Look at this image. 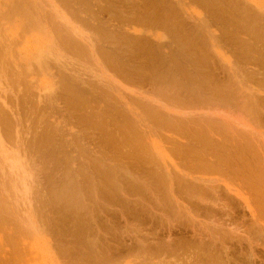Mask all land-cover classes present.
<instances>
[{
    "label": "bare ground",
    "instance_id": "obj_1",
    "mask_svg": "<svg viewBox=\"0 0 264 264\" xmlns=\"http://www.w3.org/2000/svg\"><path fill=\"white\" fill-rule=\"evenodd\" d=\"M11 1L12 2L9 1L10 4L5 3V6L7 4L8 10H10L13 15L10 16L8 12H7L8 14L0 12V14L2 15V16L0 15V17L1 18L7 17L9 20H12L14 24V30L18 24H20L23 27L22 29H24L25 27L24 30H26V26L27 28L28 26L29 28L33 27L32 30L36 29L34 28V26L36 27L39 26V28L42 29L41 23L43 24V30L45 31L44 33L46 34V36H44L45 38L44 40L42 39L40 40L39 38H36V39H39L38 42L40 45L37 46L39 50L37 52L34 51V53H38V54L37 55L33 54L35 56H32L35 62L34 63L35 69L34 68L33 69L34 71H36L38 74H41L42 76L47 74L49 78H51V80L57 78L58 80L55 81V85H58V87H56V89L54 88L52 89L54 92L51 90L53 92L52 95L47 94L49 91L46 92L45 94L47 95L44 98L41 95L42 93L41 92L39 95L42 96L40 97V99L42 98V100L37 99L36 102L37 101L39 102V104L37 102V105L44 104L43 107L37 106L39 107V109L41 108V110H45L47 112L54 111V114L58 113L56 106L58 104L61 105L62 107L60 109L62 110L61 111L59 110V106H58V110L60 114L59 116H61L62 118V120L60 119L62 122L61 121L58 122V119L56 120L58 122L57 124H55L56 121L54 123L52 121L41 122L40 124L38 122L39 126L37 124L38 127L37 128L35 127L36 129L33 131L31 138L30 139L26 138V137H29L28 135L29 132L28 134L26 133L28 136L24 135L26 137L22 136L24 137L22 138L20 135L22 128L19 131L18 129L19 125L17 123V121H19L18 120L19 114H20L19 109L16 110V107H15L14 109L16 110V112H14L15 110L11 106L12 105L11 104L12 99H11L9 103L11 106L9 108L11 110L10 116H12V118L16 117L15 118L16 123H13L10 121V117L6 116V113L3 109L4 107L2 108V106H0V148L1 150L5 145V144L3 145L4 139L6 141L12 140V142L14 140V144H15V138H16L18 140V143L16 142L17 145L20 144V146L19 147L17 146V148L21 149V150L19 149L17 150L18 152L20 151L21 153L23 152L22 155L23 154L25 155V157L27 158L26 161L30 162L29 164L30 170H32L33 167L36 166V163L34 162V157H32L31 154L29 155L30 150L32 153H39V152L44 153L45 152L44 154L46 156L57 158L60 162H64L67 166L71 164L73 166L71 173L70 175L66 174V180L64 184H61V189L59 190V193L57 194V198L65 199V200L73 201L77 203L80 200H83L84 189L90 188L89 192H87L86 194L87 195L90 194L94 199L96 200L98 199L97 201H100L99 200L100 197H103V198L107 197V198L115 199L117 193H119L120 191L124 192L122 185L116 188L114 185L115 181L117 180L116 169L118 170V164H116V161H117L116 158L118 157L119 151H123V149L128 148V150L123 153L126 156L128 155V157H130L133 154V158L135 160L144 161L145 159H147L149 161L152 160L153 162V159L154 160L156 159L157 161H159L158 160L159 155L155 157L157 153L154 151L159 150L163 154L164 152L161 150L162 146L161 147L160 145L158 146L160 141L157 142L158 143L157 144L156 140L154 139V137L157 136L161 138V141L162 140L164 141L163 145L164 144L169 145L170 147L169 150L178 153L177 155L180 156L181 158L189 160L188 163H191L190 166H192L193 163L195 164L193 166L194 167L193 170L195 171L194 172L190 171L192 170L191 168L189 170L190 172L187 173V171L183 170V168L182 169L179 168V165L177 164L179 162L177 160H176L177 163H175L176 161L175 162L169 161L170 162L169 164L167 163L165 159L161 158L160 160L163 162L162 164L163 167L158 166V170L154 171V177H155L156 182L160 184H164V186L167 185L171 194L169 191L168 192L165 191V192H167L171 196L172 193H175L176 190L178 191L181 190L180 187L182 184L183 187L181 188L183 190L185 189L184 193H186L188 197L190 196L191 199H194V198L197 199L198 204L200 203L204 204V202L205 203L212 202L214 203L213 205L212 203H210L212 207L213 206L218 207L217 202L222 201L220 199V197L222 196V194H220L222 190V186L219 184L221 183L224 185V189L225 187L227 189L226 190L227 200H230V203L231 202L232 204L236 203L235 198L240 199V201L244 202L245 209L246 208L248 209L249 215L251 214L252 218L255 219L261 216V218L259 217L260 218L259 220L263 221L262 219L264 218V214H261V213L262 212L264 213V145H262L259 142V134L257 133L256 130L258 127L263 128V126L261 125V122L262 124H264V79H262L264 78V4L261 6L260 4L256 3V1L254 2L253 0H54L55 2L53 0H49L47 1L48 5L46 4L43 5L42 4L43 2L41 3L42 4L41 5L39 0H11ZM250 1L255 3V6L253 5V3L251 5L249 3ZM262 1L260 3L264 2ZM55 3H57V6L55 5ZM193 3L194 4L197 3L198 5L203 7V9L205 10V13L207 14V15L205 14V17L203 16L204 19L200 17L201 18L200 21L197 18L198 20L197 19L196 20L199 21L197 23L192 13H188V14L186 13L187 12L186 9L187 8L189 9V7L191 8ZM60 4L68 8L69 10L68 14H70V16L71 14H73L72 16H74L75 19H77L79 22H82L83 25L87 27L86 29L90 34L86 31L81 30L77 25H75L72 22V20H68L67 17L65 19V17H63L64 16L63 12H61L60 10L61 8H59L61 6ZM45 6L50 7L52 9V12L50 13L45 12V9H46ZM80 14L83 15L84 18L83 17L81 18ZM58 18L62 21L61 22L59 20L61 23L56 21ZM188 19L193 20V22L188 23L187 22ZM194 23H196V25H194ZM215 25H217V28L221 26L224 31L225 29H227V32L225 31L226 32L225 38H222L224 37V35L221 38H222V41L224 40V42H227V47H231L233 49L234 51L233 54L235 55V66H233L234 68L231 69L230 71L228 69L230 67L226 69L227 74H229L228 75L229 78L228 77L227 78L231 80L232 85H233L232 82H234V79H235L234 85L231 87L229 86L230 88H227V95L225 93L212 92L209 88L206 87V85H204V82L201 79V76H203V72H204L203 67L207 64V61L210 59V55H211L210 54L211 49L209 50L208 48L209 43L207 40L205 41V39L206 38L208 39V36L212 35L209 33L208 29H210L211 27H214ZM135 29H139V30L136 31ZM132 30L135 32H139L140 34H136V33L131 34L130 32ZM158 32H161L163 34L160 36ZM22 33L23 31L21 32V36H23ZM41 33L42 35H45L43 31ZM31 35L33 34L31 33ZM240 35H244L246 39L240 38V37H243ZM12 36L14 38V35ZM209 37H213V36H209ZM215 38H218V41L221 42V40H219L220 37L216 36ZM211 39H212L211 41H213V38ZM8 40L10 41V43L9 44L7 43L5 45L6 49L4 48V52H5V56L10 57L9 60L11 61H9V63L11 64V67L8 68L9 63L0 64V81L4 80L7 83L6 84L7 87H9L12 90L11 85L13 82L11 83L9 81L11 79V78L9 79V73L12 74L14 70H16L15 80L17 82L14 81V84L16 87L17 86L18 87L16 88L17 93H15V96L14 97L12 96V97L13 99L16 98L18 100L19 98L18 94H20L23 91L22 89H20L22 80L19 81L20 80L19 78L22 74L25 75L24 79L30 76V73L32 72L31 66L34 65L32 64V61H31L32 57L30 54L33 52L28 48H24L22 51L16 50L17 60H18L17 61L13 59V55H12L11 44L14 41L11 42L13 39L11 40L9 39V37H8ZM221 44L218 43V45H221ZM216 46H217V43H216ZM82 58L93 59L95 62L100 64L99 66L107 70V72H110L109 74L113 73L112 74L114 76L113 79L115 78V76H117L119 77L120 81H122L121 80L122 78L125 82L130 83L131 85L132 84L137 85V87L136 86L135 87L139 91L134 92L135 95L133 96V98H135L136 95H138L137 96L138 98L136 97L137 99H133V102L130 100V102H132V107L135 108V106H137L136 108H139L140 112L138 111L139 112L138 113L137 111H135L136 108L133 111V109L130 108V103L128 101H123L125 102L123 104V102H119L120 99L118 100L114 98L116 94L114 95V89H113L114 86L112 85L116 86V83L118 81L115 84H111L107 80L109 76L106 78L107 82L105 80L104 81L102 80L101 82H97L96 81L98 80L97 78L94 80L96 82H92L91 80H83L84 79V78L82 79L83 73L81 75V71L85 65L83 64L79 65V62L81 61ZM86 59L84 61H86ZM94 61H92V63ZM210 61L212 60L210 59ZM92 63L88 65L92 66ZM84 64H86V62ZM231 64L230 66H232ZM54 70H55V73L52 72ZM32 75H36V73ZM32 75L30 76L31 81L33 80ZM41 75H39L40 77L37 76V78H41L42 77ZM91 75H93V73ZM96 76L97 75H95V77ZM86 77H88V75ZM260 77L262 78L259 79ZM148 79L151 80L152 82L149 81ZM13 80H14V77H13ZM230 80H229V83H230ZM35 82L33 83L35 84ZM147 82L150 84L149 86H151L149 89L146 88L147 86L144 87L145 83ZM27 83L29 84V82ZM33 83H31L32 87L34 86L32 85ZM237 85H238V88L237 89L234 88V86H237ZM44 86L45 85L42 86L43 88L41 87L40 88L44 90L45 89ZM52 87L53 86H51V88ZM122 88H125V87H122ZM25 89H26V86H25ZM37 89L38 88H36V90ZM164 91H169V93L166 94ZM178 91L183 92L185 95L180 94L181 92L179 93ZM33 94L34 93H32V96H34ZM36 94L37 93H35V95ZM168 94L171 95L172 100L170 99L169 97L170 95L168 96ZM217 94L220 95L221 97H224L225 99L227 98V101H234V100L237 101L238 100L239 104H241L242 107L245 109V113L244 112L243 113L246 115L249 114L250 115L249 118L250 117L251 118L250 119L248 118L249 120L246 118L247 121L233 119L231 116L234 115L233 117H235V114L231 115L232 110L230 112L229 108H228L229 111L227 110V112H230L229 113L230 115H227L228 118L227 120L225 119L226 121L223 120L224 118L214 117L218 115L220 116L219 114L220 111L216 112V114L214 112H211V110H213V107H211L212 106L211 102L215 96H218ZM120 95L122 96V93ZM22 96L25 99L30 97L29 95H27L26 92ZM139 98H141V100ZM239 99H242V101H240ZM7 100H9V98H7ZM122 100H125V99H122ZM55 104L57 105L55 106ZM214 110L218 111V109H214ZM42 114H40V116ZM133 116H135V118H132ZM221 116L225 117V115H221ZM73 120H75L74 123H73ZM83 123H86L87 127L84 128ZM62 124H64L65 127L69 125H73L74 128L76 127L78 128V133H76V136H72L73 137V139H71L72 142L71 141L66 142L64 128H61L59 126ZM27 127L28 126H26V128ZM88 130L93 131L92 136H90L87 133ZM13 133L16 135V137L13 136ZM2 137H3V140H2ZM151 150H154L153 152L156 153L153 158H151V155H153L150 152ZM145 151H149L148 153H151V155L149 154L150 158L143 156V153ZM171 151H168V152L170 154H173L174 152L171 153ZM137 152H139L138 155L136 154ZM4 153H5V150H4ZM160 156L163 157L162 154ZM29 157L33 158V162H32V159L31 161H29ZM16 160L20 161L19 158H17ZM153 163L154 165L156 164V162H153ZM159 165H161V162L159 163ZM125 172L127 171L125 170ZM195 172H198V173H195ZM225 172L231 173V175H233V177L231 175L230 177L229 174H227V176H229L228 177L229 179L227 180L229 182L232 181V184L231 183L228 184L229 182L227 180L222 179L223 176L221 177V179H219L220 177L218 178V176L217 178H211L212 176L216 174L218 175V173H221L222 175H224V178H225L227 177L225 176ZM204 173L205 174L208 173L207 174L208 177H206ZM126 174H129V172H127ZM209 175H211V177H209ZM131 176L129 177L132 178ZM35 180L36 179H34L33 181ZM82 180L84 181L82 182ZM135 180H138L137 176ZM235 180H236V183L238 182V185L235 184ZM143 181L145 182L146 180H143ZM239 181L242 183L241 185H239L240 184ZM130 182L131 181H129V183ZM8 183L5 182L4 184L3 182L0 181V212L1 214H4L5 216L1 214L0 215L4 221L9 220L10 222H12V225H14L12 228L11 227L12 225L9 223V221H7L6 223H8L9 225L8 227L6 226V228L11 227V229L13 231L15 230L16 232L19 229V233L22 237H24L25 234H28V232H31L32 234L35 233V231L38 230L39 228V224H41L42 222L41 223L39 222L38 224V221L35 215L34 217L36 218L35 219L36 221L32 217H29L26 221H22V220L19 221L15 218V215L18 214L16 213L17 211H15L16 210L14 208L15 205L9 202L11 199L10 200L7 199L8 196L6 195L8 189L11 187V186L9 187ZM13 183L14 181L12 182V184ZM242 185L244 186V188L239 187ZM148 186L150 187V185ZM245 186L247 187L248 190L250 188V192L252 194L248 192V190L246 191L250 194V196L253 197V199H250L251 197L248 196L249 194H247V192H245L247 195L246 194L243 195L244 193L243 191H245V188H246ZM148 189L151 190V188H148ZM240 189H243V191H241ZM9 193L10 192H8V194ZM38 193L39 192H36V194ZM124 195L126 196V194ZM209 195H211L212 197H207ZM245 195L248 197H246ZM173 196L175 197V195L174 194L172 195V200L174 199ZM152 197H154V194ZM129 198L134 199V197H129ZM137 198L138 196L136 197V199ZM177 200H179L178 197H177ZM250 200L251 201L253 200L252 202H253V207H255L254 209L251 206ZM181 201L183 202L182 199L180 200V202ZM174 202H177V201H174ZM177 203H176V206H177ZM221 203L223 204L224 202H221ZM230 203H227V206L224 205L227 207L228 210L230 209L229 211L232 210ZM95 204L97 205L98 203H95ZM180 204L182 205V203ZM148 206H149V203H148ZM186 206L187 204H185V207L184 206L182 207L185 208L186 210L187 209L190 210L189 206L188 207ZM178 207L179 209L181 208L180 205ZM197 207L199 208L198 205ZM259 209L262 211H260ZM174 210L178 212V210L176 209ZM256 210H258L260 214ZM11 212L13 213L15 220L13 219L11 220L9 219V217H6V215L7 214L10 215ZM91 212H92V209H91ZM182 212H187V211L184 210ZM158 213H161V212H158ZM188 213L190 214L189 211ZM188 213H186L188 217L192 216L191 214L189 215ZM180 214H176V216ZM92 215L90 218H93ZM232 215H233V212H232ZM192 217H189V218H192ZM209 219L212 220L214 219V217H212V219L211 218ZM3 220L1 221L4 222ZM193 220H192V223L195 222V221L193 222ZM204 220L207 221L208 219H204ZM210 220L209 222L213 221V220L212 221ZM199 221L200 220H198V223H200ZM205 221H204V226H205ZM216 221H213L212 223H215ZM220 221H222V219ZM169 222L167 225H169ZM254 222H257L256 219L255 221H251L250 223L255 225L256 227H259L260 229L261 222L258 223L259 222L258 221L257 222L258 224L256 223L254 224ZM217 223H219V221ZM250 223H249V226H250ZM171 224L173 223L171 222ZM230 224L229 226L227 225V228L230 227ZM236 224L237 223H234L233 225L235 226ZM222 225L223 224H220V226ZM233 225H231L232 228H234ZM198 226L203 227L201 223L198 224ZM198 226L197 228H199ZM246 226L247 225H245V227ZM263 226L264 225H262V227ZM0 227H2V225ZM41 227L44 228V225L41 224ZM215 227L218 228L217 225ZM262 227L261 229L264 230V228ZM3 228L5 229V230L3 229L5 233L6 228L4 226ZM201 228L200 230L207 229V228L206 229L205 228L201 229ZM232 228L230 227V230H232ZM235 228L238 230V233H239L240 228L237 226H235ZM246 228H249V227H246ZM95 229L99 230L98 228H95ZM123 229L125 230V227H123ZM242 229H244V227ZM257 229L258 228H256L254 231H256ZM3 230L1 232H3ZM9 230L10 229H8L7 231ZM192 230H193V225H192ZM209 230H210V227H209ZM13 231L9 232L11 233L12 236L15 233V232L12 233ZM26 231L28 232L26 233ZM246 231H248V233L246 232L247 234H245L243 231L242 232L244 234H242V232H240V234H237V239L239 238L238 235H243L242 238L241 237L239 238V241L237 240L238 244L239 242L241 243L240 239L243 240L246 237H248V235L250 234L249 230L246 229ZM258 231L259 233L261 232L260 230ZM258 231H256L255 234ZM46 232L48 233V231ZM44 233H45V230H44ZM223 233H226V232H223ZM259 233H257V236L259 235ZM123 234L125 235V233ZM210 234H213V233H210ZM234 234L233 235L236 236V233ZM17 235H18V232H17ZM97 235H98V231H97ZM133 235H136V234H133ZM169 235H170V232H169ZM169 235L167 234V236ZM214 235L215 234H213L212 237H214ZM8 237H10V234ZM207 237L208 236H206L205 238ZM216 237L219 238V236L217 235ZM251 237L252 236L248 238H251ZM168 238L170 239V237ZM199 238L201 242H205L204 237L201 236ZM253 238H254V235H253ZM20 239L21 238H19V241ZM21 240L23 241V239ZM16 241H18V239ZM141 241L142 239L140 240V242ZM220 242L222 241L220 240ZM248 242H250V239L246 243ZM257 242H260V241H257ZM21 243L19 242V245H18L20 249L22 247L20 245H23ZM142 243L143 242H141V244ZM16 244L15 246H13L14 244L13 245L10 244V246L12 245L11 246L12 249L13 247L19 248L18 246H16ZM67 244H69V242ZM257 244L259 243H256L255 245ZM260 245L261 247H264L262 246L263 244L260 242V244L257 245L256 248ZM92 246L94 248V245ZM223 246H226V245L224 244ZM17 248H16V252L18 250ZM145 248H150V250L152 249L156 250V253H159L157 256H160V255L162 256V254L164 256V253H163L164 249H162L164 247H159L158 245L150 247V245H147V247ZM12 249L10 248V250ZM85 249H88V248L85 247ZM13 250H15V248ZM22 250H24V248ZM22 250L18 252H22ZM26 251L27 249L24 252ZM24 252L22 253L24 254ZM179 252L181 251L179 250L178 253ZM26 253H28V251ZM225 253H223V256H226ZM0 254H1V250H0ZM10 254L12 253L10 252ZM20 254L21 253H19V255ZM125 254L126 253H124V255ZM250 254L251 252L248 254V256ZM12 255H15V253H13ZM254 255L256 254L254 253L253 257ZM23 256L24 255L21 254L18 257V260L22 259ZM26 256L27 254L24 257ZM133 256H135L134 253H133ZM149 256L150 255H148V258H152ZM13 257L15 259L16 256H13ZM129 257H131V255ZM138 258H141V257H138ZM161 258L163 257H160V260ZM171 258H173V256ZM132 259H135V257ZM132 259L131 261H133ZM155 259L153 260L155 261ZM251 259L253 258L251 257ZM15 260H17V257ZM15 260H13V264ZM122 260H124V258ZM122 260H119V261H122ZM142 260L141 259L139 260L141 262L139 264H156V263L159 264V261H160V260H158V262L155 261L156 263L151 261L152 263H149V261L144 262L145 260H148L146 258L144 261ZM163 260L165 259L163 258L161 261ZM131 261H128V262L130 263ZM169 261L168 262L165 261L167 262L166 264L168 263L170 264ZM18 262L19 261H17V263ZM135 262H137V260H135ZM135 262H133V264ZM179 262L180 261H177L176 263H179ZM9 263L12 264L11 261ZM23 264H26V262ZM97 264H99V262ZM196 264H200V261L198 262L196 261Z\"/></svg>",
    "mask_w": 264,
    "mask_h": 264
},
{
    "label": "rangeland",
    "instance_id": "obj_2",
    "mask_svg": "<svg viewBox=\"0 0 264 264\" xmlns=\"http://www.w3.org/2000/svg\"><path fill=\"white\" fill-rule=\"evenodd\" d=\"M9 1L12 2L11 0H0V12L1 13H5V14L9 13V15L11 16L13 14L11 13L10 10H8V7H7V4H10ZM47 1H49V0H41V1L39 0L40 4L43 2L42 3L43 5H45V4L48 5ZM253 1L254 2L256 1V3L260 4L261 6L264 4V2H263L264 0L263 1L262 0H253ZM261 1L263 3H260ZM5 3H7L6 6H5ZM249 3L252 5L253 2L250 1ZM55 5L57 6V3H55ZM253 5L255 6V3H253ZM45 8H46L45 12H47V13L52 12V9L50 7L45 6ZM59 8H61L60 10H61V12H63V15H64L63 17H65V19L67 17L68 20H72V22L75 25H77L81 30L88 32L87 29H86L87 27L84 26L82 22H79L77 19H75L74 16H72L73 14H71V16H70V14H68V11H69L68 8H66V7H64L62 5ZM2 11H4V12H2ZM186 11H187L186 12L187 14L188 13H192L194 18H195V20L198 18L199 21L201 20V18L204 19L205 14H206L205 10L203 9V7H201L197 3H195V4L193 3L192 7L191 8L189 7V9L187 8ZM80 17L82 18L83 15L80 14ZM0 19H1L0 20V32H1L0 36L2 37V39L0 37V39H1L0 43L3 40L2 41L3 44L2 43L0 44V64H3V63L8 64L9 61H11V60H9L10 57L9 56H5V52H4L5 45L7 43L8 44L10 43V41L8 40V37L11 40L13 39L11 42H13V41L15 42V43L13 42L14 44L13 43L11 44L13 59L17 60L16 50L22 51L24 48H28V49H30L33 52V53L30 54L31 57L38 54V53H34V51L37 52L39 50L38 47H37L38 45H40L38 40L39 39L40 40L41 39L44 40L45 39L44 36H46V34L44 33L45 31L43 30V24L42 23H41V25H42L41 28L42 29H40L39 26L38 27L34 26V28H36L37 30L36 29L32 30L33 27L32 28L30 27L31 28L30 29L29 26H28V28L30 29L29 30L27 28V26H26V30H27L26 31V30H24L25 27H24V29H22L23 27L20 24H18L17 27H15V30H14V24H13L12 20H9L7 17H2V18L0 17ZM59 20L60 19L58 18L56 21L60 22L61 20L60 21ZM197 20H196V23L199 22ZM187 22L188 23L189 22L192 23L193 20H189L188 19ZM196 23H194V25H196ZM19 26H21V27H19ZM210 29H208L209 33L212 34V35H209V36H213V37H209L208 36V39L206 38L205 41L207 40L208 43H209V47L208 46L207 47L209 48V50L211 49L212 53L210 52V54H211L210 55V59L212 61H210V59H209L207 61V64L203 67L204 72H203V76H201V79L203 80L204 85H206V87L209 88L212 92H216V93L220 92V93H225L227 95V88H230L235 83V79H234V82H232L233 85L231 84V80L228 79L229 78L228 77L229 74H227V70H226L228 67H230V68H228L229 71H230L231 69L234 68L233 66H235V55L233 54L234 51H233V49L231 47H227V42H224V40L222 41V38H225V36H226L225 33L227 32V29H225V31H226L225 32L221 26H219L217 28V25H215L214 27H211ZM21 30L23 31L22 35L23 36L25 35L24 36L25 38L23 36H21V32H22ZM135 30L138 31L139 29H135ZM220 30H221V32H220ZM37 31L38 32L40 31L39 34H38ZM42 31H43V33L45 35H42V33H41ZM210 31H212V32H210ZM16 32H18V33H16ZM31 33L33 35H31ZM130 33L131 34L132 33L140 34L139 32H135L133 30ZM158 34L161 36L163 33L158 32ZM12 35H14V38H13ZM36 35H38L40 37H38ZM223 35H224V37H222ZM26 36H28L29 39ZM30 36H31V38H30ZM216 36L220 37L219 40H221V42L218 41V38H215ZM240 36H243V37H240ZM240 36L239 37L242 38V39L245 38L244 35H240ZM36 38H39V39H36ZM211 38H213V41H211L212 40ZM5 41H6V43H5ZM216 43H217V46H216ZM218 43L219 44L223 43V44L218 45ZM213 45H215V46H213ZM29 46L32 47V48H30ZM216 47H218V48H216ZM33 54H35V55H33ZM85 59L82 58L81 61L79 62V65L80 64L85 65L83 67L84 69L82 68V71H81V75L83 73L82 79L84 78L83 80H91L92 82H96V81L97 82H101L102 80L103 81L105 80L107 82V80H108V82H110L111 84H115L118 81L116 83V86L112 85V86H114V88H113L114 89V95L115 94L117 95V96L115 95L116 97L114 96V98L118 99V100L120 99L119 102L128 101L130 103V108H132L133 111H134V109L137 106H135V108H133L132 107V102H133V99H137L138 98L137 97L138 95H136L135 98H133V96L135 95L134 92L139 91L136 88L137 85H133V84L131 85L130 83L125 82L122 78H121L122 81H120L119 77H117V76H115V78L113 79V77H114L112 75L113 73L109 74L110 72H107V70H105L101 66H99L100 64L95 62L93 59L88 58V59H86V61H84ZM31 61H32V64L35 63L33 57L31 58ZM87 61L90 62V63H92V61H94V62L92 63V66H89L90 63H88ZM85 62H86V64H84ZM212 63H214V64H212ZM229 63L232 66H230ZM8 65H9L8 68H10L11 64L9 63ZM33 66H31V68H32L31 71L32 72L30 73V76L32 74H35V73H36V75L38 74L36 71H34L35 64ZM15 71L16 70H14V72L12 74L9 73V79L11 78L9 81L11 83L13 82L12 85H11L12 86V90L9 87H7V85H6L7 83L4 80L0 81V106H2V108L4 107L3 109H4L5 113H6V116H9L10 117V121L13 122V123H16L15 122V120H16L15 118L16 117L12 118V116H10L11 115V113H10L11 110L9 108L12 106L13 109L15 107H16V110L19 109V113H20L19 114V118H18L19 121H17V123L19 125L18 129H19V131H20L21 128L24 129V130L21 129L20 135L22 137L24 135H27L28 132H29V134H28L29 137H26V136H24V137H26L27 139H30L33 131L39 126V124L41 122H50V121H52L54 123L57 119H58V122L62 120L61 116H59L60 115L59 114V110L60 111L62 110V109H60L62 107L61 105L55 104V106L57 105L56 107H57L58 113L54 114V111H48L47 112L45 110H41V108L39 109V107H43L44 104H40L41 105L40 106V105H37L38 101L36 102L37 99L38 100H42V98L40 99V97H42V96L44 98L47 94H49V95L51 94L52 95V93L54 92L52 89L53 88L56 89V87H58V85H55V81L58 80V79L56 78V79L51 80V78H49V76L47 74H45L43 76L41 74H38L37 75L38 77H40L39 75H41L42 77L41 78H37L36 75H32V79L33 80L31 81V77L30 76L28 78L24 79L25 75L22 74L20 76V78H19L20 79L19 81L22 80L20 89H22L23 91L20 94H18L19 98L17 100L16 98L13 99V97L15 96V93H17V91H16L17 89L16 88L18 87V86L16 87L15 84H14V81L17 82L15 80ZM52 72L55 73V70L52 71ZM84 73H85V75H84ZM92 73H93L94 76L91 75ZM10 74H11V76H10ZM46 75H47L48 78L46 77ZM87 75H88V77H86ZM95 75H97V76L95 77ZM110 75H111V77H110ZM12 76L14 77V80H13ZM33 76H35L37 80ZM108 76H109V78L106 80V78ZM101 77H103V78H101ZM96 78L98 80L94 81ZM261 78L262 77H260L259 79H261ZM112 79H113V81H112ZM262 79H264V78H262ZM29 80L31 81V83L36 81L35 82L36 86L33 83L32 85H34V86L32 87ZM48 80L51 81V82H49ZM229 80H230V83H229ZM40 81H42V82H40ZM52 81H53V83H52ZM149 81H151V80H149ZM27 82H29V84ZM39 82H40V84H39ZM51 83L54 84V85H52ZM110 83H108V84H110ZM147 83H145L144 87L147 86L146 88L149 89L151 86H149L150 85L149 83L147 85ZM46 84H48V85H46ZM121 84H123V85H121ZM43 85H45L44 88L46 90L45 89L44 90L41 89V88H43L42 87ZM129 85H131L132 87L129 86ZM25 86H26V89H25ZM37 86H39V87H37ZM51 86H53V87L51 88ZM122 87H125L126 89L122 88ZM36 88H38V89L36 90ZM234 88L237 89L238 85L234 86ZM31 89H33V90H31ZM120 89H121V91H120ZM130 89H131V91H130ZM170 89H172V88H170ZM133 90H135V91H133ZM169 91H164V92L167 94V93H169ZM23 92L24 93L26 92L27 95H29L30 97H28L26 99L23 98V96H22V95H24ZM46 92H48V93L45 94ZM117 92H119L120 94L122 93V96L119 93H117ZM178 92L180 93L181 91H178ZM32 93H34L33 94L34 96H32ZM35 93H37L38 95L36 94L37 95L36 96ZM40 93H41L42 96L39 95ZM180 94L183 95L184 93L181 92ZM169 95L170 94H168V96ZM169 97H170V99L172 98L171 95ZM7 98H9V100H7ZM11 99H12V102H11L12 105L10 106L9 103H10ZM122 99H125V100H122ZM139 99L141 100V98H139ZM130 100L132 102H130ZM239 100L242 101V99H239ZM6 101H7L8 104L6 103ZM124 103L125 102H123V104ZM28 104H29V106H28ZM38 104H39V102H38ZM211 105H212L211 107H213V110H211V112H214L216 114V112L220 111L219 112L220 116L218 115V116H214V117L224 118L223 119L224 121L227 120V118H228L227 115H230L229 113L231 112V110H232L231 115L235 114V117H233L234 115L231 116L233 119L247 121V119L250 116L249 114L248 115L244 114L245 113V109L242 107L241 104H239L238 100L237 101H235V100L234 101H227V98L225 99L224 97H221L220 95H218V96L214 97V99L211 102ZM37 106H39V107H37ZM58 106H59V110H58ZM218 106H219L220 109L218 108ZM220 106H222V107H220ZM28 107H29V109H28ZM228 108L230 109V112H227V110L229 111ZM214 109H218V111L214 110ZM16 110L14 112H16ZM28 111H29V113H28ZM135 111H137V112L139 111L140 112V109L136 108ZM240 111H242V112H240ZM233 112H235V113H233ZM242 113H243V115H242ZM33 114H35V115H33ZM40 114H42V115L40 116ZM32 115H33V117H32ZM221 115H225V117L224 116L222 117ZM245 115H246V117H245ZM39 118H40V120H39ZM132 118H135V116H133ZM38 122H39V124H38ZM58 122L56 121L55 124H57ZM74 122H75V120H73V123ZM20 124H22V125H20ZM37 124H38V126H37ZM83 125H84V128L87 127L86 123H83ZM261 125L263 126V128L261 127L262 128L261 129L260 127H258L256 131L259 134V142L262 145H264V133H263L264 132V124H262V122H261ZM26 126H28L27 127L28 129L26 128ZM59 126L61 128H64V131H65L64 134H65L66 142L67 141H69V142L71 141L72 142V140H71V139H73L72 136H76V133H78V128L77 127H76L77 129L74 128L73 125H69V126L65 127L64 124L59 125ZM24 132H25V134H24ZM87 133L90 136H92L93 131L92 130L91 131L88 130ZM13 136L16 137V135L14 133H13ZM24 137H22V138H24ZM159 138L160 137H157V136L154 137V139L156 140V143L160 141L159 144L158 143L157 144H158V146L160 145V147L162 146L161 150L164 152V154L161 153L159 150H157V151L151 150L150 152L153 155H151V153H148L149 151H145L143 153L144 157L146 156V157H149V158H150L149 154L151 155V158H153L154 155L157 153V155H155V157L159 155V157H158L159 161H157L156 159L155 160L153 159V162H156V164H155L156 166L154 165L152 160L151 161H149L147 159H145L144 161L143 160H141V161L135 160L133 158V154L130 157H128V155L126 156L123 152H126L128 150V148L127 149H123V151H119L118 157L116 158L117 159L116 164H118V170L116 169V175H117L116 178H117V180L115 181L114 185H115V188L116 187H120L122 185V188L124 189V192L120 191L119 193H117L115 199L107 198V197H104V198L100 197V199H99L100 201H97L98 199L96 200L90 194H88V195L86 194L87 192H89V189H90V188H87V189H84V191H83V195H84L83 196V200H80L79 202L75 203L73 201H68V200H65V199H58L57 198V194L59 193V190L61 189V184H64V182L66 180V174L70 175V173H71V170H72V167H73L71 164L69 166H67L64 162H60L57 158H52V157L46 156L44 154L45 152L44 153H42V152L32 153L31 150H30L29 151V155L31 154V156L34 157V162L36 163V166L34 165L35 167H33V169L30 170V165H29L30 162L26 161L27 158L25 157L24 154L22 155L23 152L21 153V151L18 152V150H17V149L21 150L20 148H17V146L18 147L20 146V144L17 145L18 140L15 138V144H14V140H13V142H12V140L11 141H6L5 139L3 140V137H2L3 145L5 144L6 146L4 145L2 150L0 148V150H1V152H0L1 153L0 154V162H1L0 163V181L3 182L4 184H5V182L6 183L10 182V183H8V185H9V187L11 186L12 189H11V187L10 188L8 187L9 189L6 188V189H8V191L6 190L7 191L6 195L8 196L7 199H9V200L11 199L12 200V201L11 200L10 201L8 200V201L15 205L14 208L16 210L15 209L14 210L17 211L16 213H18L17 215H15V218L17 220H19V221H21V220L22 221H26L29 217L34 218V220L37 218L38 224H39V222L40 223L42 222L41 224L44 225V228H42L41 224H39V228H38V230L35 231V233L32 234L31 232L26 231V233L28 232V234H25L24 237H22L20 235L19 229H18L17 230L18 235H19L18 236L17 232L15 230L13 231L11 229V227L13 228V226H14V225H12V222H10L9 220H5L4 221L3 218L1 217V215H4V214H1V212H0V214H1L0 215V224L2 225V227H0V229L2 228L0 230V250H1L0 264H7V263L10 264L9 263L10 261L13 264V260H15L16 257H17V260L14 261V264L17 263V261L20 262V263L18 262L17 264H23L25 262H26V264H97L98 262H99V264L100 263H102V264H110V263L111 264H113V263L117 264V262H118V264H120V263L123 264L124 262H125L124 264H126L128 261H131V259L134 258V257H135V259H132L133 261H131L130 263L128 262L129 264H133V262H135V260H137V262H135L134 264H139V263H141L139 260L143 259L142 261H144L145 258L148 259V260H145L144 262L149 261V263H152V262L156 263V262H158V260H160V257H163L165 260L161 261L163 259V258H161V260L159 261V264H164L165 261L168 262L169 260H170L169 261L170 264H171V262H172V264H182V263L183 264H187L189 261L190 262L188 264H196V261L197 262L200 261V264H211V263L212 264H263L264 263V247H261V245H260V246H258L256 248V246L259 245L260 242L263 244L262 246H264V243H263L264 242V238H263L264 237L263 236L264 232H262L264 230L261 229L262 225H264V222H263L264 218L262 219L263 221L259 220L261 218V216H259L260 218L259 217L255 218L257 222L259 221L258 223L261 222L260 223V229H259V227H256L255 225L251 224L250 222L251 221H255V219L251 217V214L249 215L248 209L247 208H246L247 210L245 209L244 202L240 201V199H238V198H235L236 203H233V204H232V202L230 203V200H227V191H226L227 189H226V187L224 189V185L223 184L219 183L222 186V190H221V193H220V194H222V196L220 197V199L222 201H218L217 202L218 203L217 204L218 207H215V206L212 207V205L214 204L212 202H206V203L204 202V204H202V203L198 204L197 203V199H195V198L191 199L190 196H189L190 197L189 198L188 195H186V193H184L185 189L183 190L181 188V187H183L182 184H181V187H180L181 190H179V191L176 190L175 193H172V195L173 194L175 195V197L173 196L174 199L172 200V195L170 196L171 192L169 191L168 186L166 184H165L166 186H164V184H160V183L156 182L155 177H154V171L158 170V166L163 167L162 166L163 162L160 160L161 158L165 159L167 161V163H169V164H170L171 161L175 162L177 160L179 163H177V161L175 163H177L179 165L180 169L183 168V170H186L187 173L190 172V171H193V172L195 171V170H193V168H194L193 166L195 165L194 163L192 164V166H190L191 163H188L189 160L181 158L180 156L177 155L178 153L169 150V148H170L169 145H167V144L163 145L164 141L162 140L163 141L162 142L161 138L160 139ZM25 147H26V145H25ZM6 148H7L8 151L6 150ZM26 149H27V147H26ZM4 150H5V153H4ZM153 151L156 152V153H154ZM168 151H171V153H173V152L174 153L170 154ZM6 153H7V155H6ZM16 153H18V154H16ZM14 154H15V156L18 155L16 157L19 158L20 161L16 160L17 158L14 156ZM136 154L138 155L139 152H137ZM161 154H162L163 157L160 156ZM1 159H2V161H1ZM31 159H32V162H33V158L29 157V161H31ZM178 159L181 161V163H180V161ZM157 162H159V163L161 162V165H159V163H157ZM26 166H28V167H26ZM125 166H127V167H125ZM185 168H187V169H185ZM191 168H192V170H190ZM123 169H124V171H123ZM7 170H8V172H7ZM34 170H35L36 173L34 172ZM125 170L127 172H129V174H126L127 172H125ZM226 172H225V176H227V174H229V176L231 175V173H226ZM9 173H10V175H9ZM195 173H198V172H195ZM28 174H30V175H28ZM207 174H205L206 177H208ZM219 174H220V176H219ZM223 174H224V172H223ZM131 175H133V176H131ZM211 175H209V177H211ZM1 176H2V178H1ZM36 176H37V178H36ZM129 176H131L132 178H130ZM136 176L138 177V180H140V181L135 180ZM217 176H218V178L220 177L219 179H221L222 176H223L222 179H224V180L229 179L228 178L229 176L224 178V175H222L221 173H218V175L216 174V175L212 176L211 178H217ZM231 176L233 177V175H231ZM142 177L143 178L145 177V178L143 179ZM11 178H12V180H11ZM15 179H16V181H15ZM34 179H36V180L33 181ZM141 179L146 180V181L144 182ZM13 181H14V183L12 184ZM83 181L84 180H82V182ZM129 181H131V182L129 183ZM134 181H136V182H134ZM230 183L232 184V181L229 182L228 184H230ZM239 183H240L239 185L242 184L240 181H239ZM10 184H12V185H10ZM147 184L150 185V187ZM235 184L238 185V182L236 183V180H235ZM144 185H146L148 187H146ZM5 187H7V186H5ZM239 187H241V188L243 187L244 188L243 185L239 186ZM148 188H151L152 191L150 189H148ZM37 189H38V191H37ZM34 190H35V192H34ZM116 190H118V189H116ZM240 190L243 191V189H240ZM246 190H248L247 187L245 188V191H243L244 193L242 192L243 195L246 194L245 193V192H247ZM165 191H167V192L169 191L170 194H168ZM8 192H10V193L8 194ZM36 192H39V193L36 194ZM248 192H250V188H249ZM248 192H247V194H249ZM152 193L154 194V197H152L153 196ZM124 194H126V196ZM176 195L179 198V200H177ZM87 196H88V198H87ZM137 196L142 202L138 198L136 199ZM248 196H250V194ZM248 196H246V197H248ZM129 197H134V199L133 198H129ZM207 197H212V196L209 195ZM250 197H251L250 199H253L252 196H250ZM13 198H14V200H13ZM167 198H169V199H167ZM175 198H176V200H175ZM181 199L183 200V202L182 201L180 202ZM247 199H249V198H247ZM156 201H158V202H156ZM174 201H177L178 203L174 202ZM252 201L250 203H251L252 208L254 209L255 207H253V202ZM221 202H224V203L222 204ZM225 202H226V204H225ZM95 203H98V204L96 205ZM148 203H149V206H148ZM176 203H177V206H176ZM180 203H182V205ZM210 203H212V205ZM227 203L231 204V207H232L231 211H229L230 209L229 210L227 209V207H226ZM91 204H92V206H91ZM185 204H187L186 207L189 206L190 210H188V209L186 210L185 208L182 207V206L185 207ZM179 205L181 206L180 209L178 207ZM197 205L199 206L200 209L197 207ZM219 205H220V207H219ZM224 205H226V206H224ZM32 206H33V208H32ZM144 207H146V208H144ZM177 207H178V209H177ZM223 207L224 208L226 207V208L224 209ZM243 208H244V210H243ZM91 209H92V212H91ZM174 209L178 210V212L175 211ZM183 209L185 211H187V212H182V211H184ZM154 210H156V211H154ZM188 211L190 212V214L192 216L194 215L193 217L189 216V217H192V218H189L188 215L186 214V213H188ZM198 211H200V212H198ZM256 211L258 212V210H256ZM260 211H262V210H260ZM158 212H161V213H158ZM226 212H227V214H226ZM232 212H233V215H232ZM19 213H20V215H19ZM92 213H93V215H92ZM90 214L92 215L93 218H90L91 217ZM176 214H180V215L176 216ZM261 214H264V213L262 212ZM34 215L36 216V218L34 217ZM244 215H245V217L247 216L248 218L247 217L245 218ZM256 215H258V214H256ZM12 216H13L12 212L10 213V215H8V214L6 215V217H9V219L15 220L14 216H13V218H12ZM196 216L199 219H197ZM215 216H217V217H215ZM241 216H242V218H241ZM200 217L203 220L204 219H208L207 221L204 220L205 221V226H204V221L201 220ZM212 217H214L215 220L212 219ZM262 217H263V215H262ZM209 218H211L213 221H216V219H217V221L215 223H212L213 221L210 220ZM240 218H241V220L243 222L240 220ZM161 219H162V221H161ZM168 219H169V221L170 220L171 221L169 222ZM191 219L192 220L195 219V220H193V222L194 221L195 222L192 223ZM221 219H222V221H220ZM250 219H252V220H250ZM1 220H3L4 222H2ZM166 220L169 222V225H167L168 222ZM198 220H200L199 222L203 225V227L202 226H198V224H200V223H198ZM209 220L212 221V222H209ZM7 221H9V223L12 225V226L10 225L11 227H9V228H6V226L8 227V225H9L8 223H6ZM218 221H219V223H217ZM228 221H229V223H228ZM240 221H241V223H240ZM124 222L127 223V224H125ZM171 222L173 224H171ZM257 222H254V224L255 223L258 224ZM209 223H210V225H209ZM234 223H237L235 226L240 228V229L238 228L239 229V233H238V230L233 225ZM249 223H250V226H249ZM95 224H96L97 227L95 226ZM207 224L210 227V230H209V227L207 226ZM220 224H223L225 227L223 225H222L223 227L220 226ZM229 224H230L231 228H232L231 225H233L234 228H232V230H230V227L227 228V225L229 226ZM128 225L130 227L131 226L132 227L130 228ZM192 225H193V230H192ZM216 225H217L218 228L215 227ZM245 225H247L246 227H249V228H246ZM252 225H253V227H252ZM3 226L6 228L5 233H4L5 229L3 228ZM147 226H148V228H147ZM197 226L199 228H197ZM123 227H125V230L123 229ZM134 227H136V228H134ZM241 227L242 228L244 227V229H242ZM95 228H98L99 230H97ZM200 228L201 229H203V228L206 229L207 228V229L206 230H204V229L200 230ZM256 228H258L256 231H258V230L261 231L260 233H259V231L257 232V233H259L258 236H257V233L255 234L256 231H254ZM262 228H264V226ZM8 229L13 231L12 233L15 232L14 233L15 236L14 235L12 236L11 233H9L11 231L10 230L7 231ZM122 229H123V231H122ZM135 229H137V230H135ZM227 229H229L231 232L229 230H227ZM246 229L249 230V232H250L248 237L252 236L251 237L252 239L248 238V237H246V238H248V239H246L245 237H243L245 239H243V240L240 239L241 243L239 242V244H238L239 238L240 237L242 238L243 235H238L239 238L237 239V234H240V232H242V231L245 234H247L248 231H246ZM2 230H3V232H1ZM44 230H45V233H44ZM168 230L170 232V235H169ZM233 230L234 231L236 230V231L234 232ZM46 231H48V233ZM97 231H98V235H97ZM126 231H128V232H126ZM135 231H137V232H135ZM139 231H140V233H139ZM227 231H229V232H227ZM143 232H145L146 234L143 233ZM223 232H226V233H223ZM243 232H242V234H244ZM123 233H125V235ZM210 233L215 234L214 237H212L213 234H210ZM231 233H233V234L236 233V236H234L235 234L233 235ZM9 234H10V237H8ZM133 234H136V235H133ZM167 234L169 236H167ZM260 234H262V235H260ZM16 235L18 236V238H17ZM198 235H200V236H198ZM216 235L219 236V238L216 237ZM253 235H254V238H253ZM201 236L204 237V241L205 242H201V240L199 238ZM206 236H208V237L205 238ZM245 236H247V235H245ZM168 237H170V239ZM14 238L15 239L17 238L18 241H19V238L23 239V241L21 239L19 241L20 243L22 242L21 244L24 245V246L20 245V246H22L21 249L18 246L19 242L16 241L17 239L15 240ZM138 238H139V240H138ZM141 239H142L141 242H143L142 244L140 242ZM151 239H152V241H151ZM212 239L214 240V242H213ZM232 239H234V240H232ZM249 239H250V242L246 243ZM255 239H257V240H255ZM94 240H96V241H94ZM215 240H216V242H215ZM220 240L223 242V244H222V242H220ZM245 240H246V242H245ZM257 241H260V242H257ZM8 242H10V243H8ZM68 242H69V244H67ZM128 242H129V244H128ZM255 242L259 243V244L255 245L256 244ZM10 244H12V245L14 244L13 246H15V244H16V246H18L19 248L13 247V249L15 248V250H13L12 247H11L12 245L10 246ZM143 244H144L145 247H147V245H150V247L151 246H157V245L159 247H164L162 249H164L163 253H164L165 257L163 256V254H162V256L161 255L157 256L159 253H156V250H154V249L150 250V248H145L143 246ZM224 244L226 246H223ZM92 245H94V248H93ZM85 247L88 248V249H85ZM225 247H226V249L228 248L227 251H226ZM10 248L12 250H10ZM16 248L18 249L17 252H16ZM23 248H24V250H22ZM26 249H27L28 253H26L27 251L24 252ZM20 250H22V252H24V254L22 252H18ZM138 250H140V251H138ZM179 250L181 252L178 253ZM12 251H14V252H12ZM10 252L12 254L15 253V255L10 254ZM123 252L126 253L125 254L126 256L124 255ZM137 252H138V254H137ZM250 252H251V254H250L251 256L250 255L248 256V254ZM19 253H21L24 256L27 254L26 257L23 256L24 258L23 257H22V259L19 258L22 262L20 260H18V257L21 255V254L19 255ZM133 253H134L135 256H133ZM187 253L189 254V256H188ZM223 253H225L226 256H223ZM254 253L256 255H254V257H253ZM190 254H191V256H190ZM9 255H11V256H9ZM130 255H131L132 258L129 257ZM148 255H150L149 257H152L153 259H155L157 257L155 259L156 262L152 258H148ZM184 255H185V257H184ZM13 256H16L15 259H14ZM143 256H144V258H143ZM172 256H173V258H171ZM228 256H230L232 259L230 257H228ZM255 256H257V257H255ZM138 257H141V258H138ZM251 257L253 259H251ZM6 258H8V259H6ZM62 258H64V259H62ZM121 258L122 259L124 258V260H122ZM185 258H186V260H185ZM261 258H262V260H261ZM4 259H6V260H4ZM68 259H70V260H68ZM199 259H201V260H199ZM23 260H25V261H23ZM119 260H122L123 262L119 261ZM187 260H188V262H187ZM194 260H196V261H194ZM1 261H2V263H1ZM175 261L176 262L180 261L182 263H180V262L176 263ZM167 262H165V264Z\"/></svg>",
    "mask_w": 264,
    "mask_h": 264
}]
</instances>
